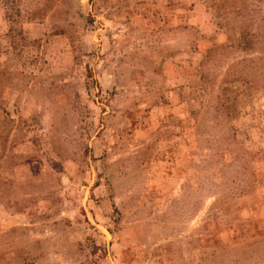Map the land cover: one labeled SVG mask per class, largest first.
I'll use <instances>...</instances> for the list:
<instances>
[{"label":"rangeland","instance_id":"rangeland-1","mask_svg":"<svg viewBox=\"0 0 264 264\" xmlns=\"http://www.w3.org/2000/svg\"><path fill=\"white\" fill-rule=\"evenodd\" d=\"M0 264H264V0H0Z\"/></svg>","mask_w":264,"mask_h":264}]
</instances>
